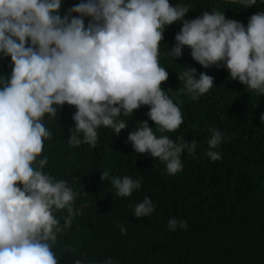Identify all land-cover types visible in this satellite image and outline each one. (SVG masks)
I'll return each instance as SVG.
<instances>
[{
  "label": "clouds",
  "instance_id": "9594fccd",
  "mask_svg": "<svg viewBox=\"0 0 264 264\" xmlns=\"http://www.w3.org/2000/svg\"><path fill=\"white\" fill-rule=\"evenodd\" d=\"M64 2L0 0V57H10L11 64L10 74L0 75V264H58V235L80 215L75 207L79 192L46 171L45 143L54 134L44 120L54 119L65 103L76 109L68 138L72 147H95L102 128L119 135L128 127L121 117L142 106L160 133L175 132L184 123L183 113L169 95L173 89L161 86L169 72L160 59L177 61L186 46L204 69L224 68L228 78L264 96V10L245 24L218 8L186 18L193 5L185 0H77L67 9ZM231 2L247 8L258 0ZM174 22L181 23L180 30L162 54L163 34ZM179 81V93L193 101L214 86L213 76L190 66ZM259 119L264 122V113ZM209 132L205 155L217 161L226 138L215 127ZM128 141L136 153L164 162L169 175L182 172V157L195 156L197 149L195 139L158 136L148 120L128 133ZM101 179H110L119 197L132 196L143 183L109 171ZM155 209L145 196L132 211L144 218ZM117 226L126 233L122 224ZM167 227L187 229L188 221L173 216ZM102 264L118 262L108 258Z\"/></svg>",
  "mask_w": 264,
  "mask_h": 264
},
{
  "label": "trees",
  "instance_id": "16d2710c",
  "mask_svg": "<svg viewBox=\"0 0 264 264\" xmlns=\"http://www.w3.org/2000/svg\"><path fill=\"white\" fill-rule=\"evenodd\" d=\"M185 2L193 5L186 18L218 8L226 18L245 24L251 15L264 10L259 0L247 8L231 0ZM75 3L65 0L63 7ZM180 27V22H174L166 28L162 54L165 45L170 48L175 43ZM160 63L169 72L161 86L173 89L169 95L183 113L184 123L175 132L160 133L146 115L148 107L142 106L133 115L121 117L128 127L119 135L102 128L95 147H72L68 138L75 107L65 103L54 119L45 117L44 123L54 134L45 143L46 171L79 192L75 207L80 215L58 235V264H74L76 259L102 264L108 258L118 264H264V122L259 119L264 113V96L228 78L224 68L204 69L191 58L187 46L182 58L176 61L162 55ZM189 66L214 77L213 88L195 101L179 93L183 88L179 74ZM10 72V57H0V75ZM145 120L158 136L197 141L196 155L182 157V172L169 175L164 162L133 150L128 133ZM212 127L226 138L217 149L222 156L217 161L205 155ZM104 171L110 176L142 178V187L130 197H119L110 179H101ZM145 196L156 209L150 217L136 218L132 208ZM173 216L187 220V229L169 230L168 219ZM118 223L126 233H121Z\"/></svg>",
  "mask_w": 264,
  "mask_h": 264
}]
</instances>
